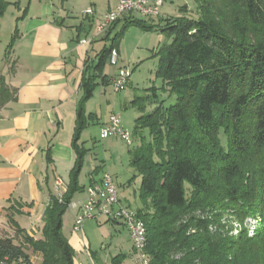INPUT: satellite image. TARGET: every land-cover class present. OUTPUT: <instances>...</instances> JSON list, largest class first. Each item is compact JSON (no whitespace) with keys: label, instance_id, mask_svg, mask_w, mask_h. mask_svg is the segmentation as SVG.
Listing matches in <instances>:
<instances>
[{"label":"trees","instance_id":"trees-1","mask_svg":"<svg viewBox=\"0 0 264 264\" xmlns=\"http://www.w3.org/2000/svg\"><path fill=\"white\" fill-rule=\"evenodd\" d=\"M10 5L0 0V18ZM182 11L185 15L165 24L127 16L107 33L109 40L125 20L116 41L133 26L160 30L171 41L157 54L156 74L175 103L157 102L146 113L151 97L131 102L141 114L131 166L141 178L137 212L146 224L150 264H264V0H197L195 17ZM19 36L16 26L6 57ZM113 50L105 49L98 60L88 58L84 65L72 143L76 160L66 193L60 201L49 192L41 239L30 237L8 215L23 244L0 237V264H35L28 250L42 256L41 264H74L63 217L84 190L79 176L90 150L81 138L93 120L85 106L98 86L111 84L104 67ZM9 94L0 76L1 104L12 99ZM47 161H52L49 151ZM225 217L242 224L257 219L260 225L253 235L245 227L234 235L222 224ZM125 260L118 256L112 264Z\"/></svg>","mask_w":264,"mask_h":264},{"label":"crops","instance_id":"crops-1","mask_svg":"<svg viewBox=\"0 0 264 264\" xmlns=\"http://www.w3.org/2000/svg\"><path fill=\"white\" fill-rule=\"evenodd\" d=\"M119 2H15L19 3V12L23 11L22 20L17 24L20 36L9 56L5 57V68L1 71L10 91L8 99H12L0 103V230L9 229L8 215L12 214L30 237L41 239L44 212L50 201L49 192L56 196L66 193L76 160L72 143L77 103L83 94L82 73L86 60H93V43L103 33L99 35L98 31L99 37L91 39L89 45L81 42L89 38L94 28L98 30L105 14L114 11ZM89 9L93 10L92 15L86 13ZM104 32L108 33V30ZM13 34L14 29L11 37ZM97 88L99 93L96 89L85 109L87 116L92 115L93 118L90 125H97L101 131L112 114L119 115L121 120L123 116L116 112L117 103L111 110L113 105L107 97V87L100 85ZM97 95L98 102H94ZM81 143L85 145L84 141ZM48 151L51 163L47 161ZM105 173L107 171L98 169L94 172L86 170L84 164L79 176V184L84 190L74 196L73 202L84 201L87 187L99 182ZM10 208L12 211H8ZM70 209L72 216L63 218V233L75 252L86 253L87 259H84L88 264H112L118 256L133 259V244L127 230L128 243L132 247L125 249L126 242L121 231L126 228L122 224L106 220L88 221L81 231H75L79 209ZM17 210L22 213L14 214ZM17 217L27 219L25 226ZM98 240L100 250L106 252L100 258L93 250V243ZM36 256L41 264L42 256ZM74 264L83 263L74 257Z\"/></svg>","mask_w":264,"mask_h":264},{"label":"rangeland","instance_id":"rangeland-1","mask_svg":"<svg viewBox=\"0 0 264 264\" xmlns=\"http://www.w3.org/2000/svg\"><path fill=\"white\" fill-rule=\"evenodd\" d=\"M7 1L11 5L6 10L5 15L0 18V76L2 74L1 71L5 68L6 58L9 56L6 57L5 52H7L6 49L11 42V31L13 29L15 31L18 19L23 17V11L19 12V8L14 5L17 0ZM183 8H186L188 16L195 17L197 0H168L159 18H148L142 15H136L135 18L146 21L148 24H165L164 20L166 19L185 15L182 11ZM125 24V20L119 22L109 40H107L108 34L106 32H100L99 35L103 34L93 43L91 57L93 60H98L97 57L100 56L105 49L114 46L119 55V62L114 65L111 64L109 60L104 67V73L111 80L112 78H116L121 69H127L131 75L128 86L122 92L116 93L111 84L106 87L107 97L113 105L111 106V110L112 107H114V103H117L118 108L116 112L123 116L121 120L122 125L125 130L132 134V144L130 145L126 141L115 138L101 140L100 129L95 124H91L90 127L86 129L87 131L85 130L83 132L84 135L81 141H84L85 147L90 150L85 158L86 170L89 169V171L94 172L98 169L109 172L113 176L122 204L137 211L142 207L140 201L141 178L131 166V151L139 144L138 140L134 142L133 134L136 120L141 114L138 108L131 106V102L137 97H151L150 104L146 107V113H151L157 107V102L160 103L164 101V105L169 106L175 103V97L169 96V93L164 91L163 81L158 78L156 74L159 64L157 54L160 49L169 45L171 41L160 30L147 32L134 26L128 28L124 32V35L116 41L115 36L122 31ZM98 37V30L96 27L92 34L89 35L88 39L91 40ZM99 91L100 89L97 88V94ZM154 93H157L158 98L153 97ZM98 96L99 95H97L96 101L94 102H98ZM126 103L127 106H124ZM144 135L146 139H150L147 131L144 132ZM223 141L225 142V139ZM71 203L74 202L72 201ZM71 216L72 211L68 208L64 217L66 219ZM17 219L22 226H25L27 221L25 217H17ZM222 224H227L228 228L232 229L234 235H237L242 227L247 228L251 235H253L254 231L259 228L260 221L257 219H248L242 224L236 220V218L225 217L222 220ZM7 230H0V237L15 238L16 244H23V238L17 236L10 225ZM126 230L128 231L126 228L122 230L121 233L126 242L125 249L127 250L132 247V244L130 242L128 243L129 231L127 233ZM99 240L93 243V250L98 252L100 258V256L103 257L106 252L100 250ZM27 252L30 254L35 264H40L38 256L33 254L31 250ZM75 255V258L78 259L80 263L88 264L86 262V253L81 254L75 252ZM84 257L86 259H84ZM123 264H135L134 251L133 259L128 257Z\"/></svg>","mask_w":264,"mask_h":264},{"label":"built area","instance_id":"built-area-1","mask_svg":"<svg viewBox=\"0 0 264 264\" xmlns=\"http://www.w3.org/2000/svg\"><path fill=\"white\" fill-rule=\"evenodd\" d=\"M168 0H120L118 7L103 17L98 26L99 32L109 30L118 20L136 15H142L148 18H159L162 10ZM92 15L93 10L86 11ZM92 40H82V44H91ZM111 64H118L119 55L116 50L112 51L110 57ZM130 73L127 69H121L116 78L113 79L112 85L116 93L126 89L129 83ZM128 135H132L122 126L121 117L112 114L109 122L101 127L100 138L106 140L110 138H118L126 141L128 144ZM60 186V183L58 184ZM86 199L80 203H71L69 208L77 207L79 213L76 216L74 230L81 231L84 224L88 221L101 222L106 220L112 223H120L123 226H133V234H129L133 249L140 252V260H134L135 264H146L142 258V250L137 249V240L142 238V225H134L132 218V209H126L121 203L118 190L113 176L107 172L99 182L91 183L86 189ZM63 194H59L58 198L62 200ZM143 223H145L143 221Z\"/></svg>","mask_w":264,"mask_h":264},{"label":"bare ground","instance_id":"bare-ground-1","mask_svg":"<svg viewBox=\"0 0 264 264\" xmlns=\"http://www.w3.org/2000/svg\"><path fill=\"white\" fill-rule=\"evenodd\" d=\"M128 142L130 145L132 144V135H128ZM126 209H131V208L126 207ZM132 218H133L134 225H142L143 240H137V249L142 250V258H144V260L146 261V264H150V258L146 250V246H147L146 224L143 223V219L139 217L138 212L133 209H132ZM125 227L128 229L129 234H133V226H125ZM133 251H134V260H140V252H138L136 249H133Z\"/></svg>","mask_w":264,"mask_h":264}]
</instances>
